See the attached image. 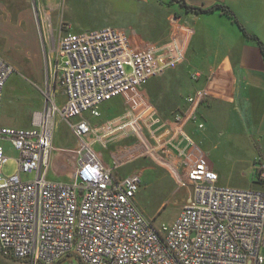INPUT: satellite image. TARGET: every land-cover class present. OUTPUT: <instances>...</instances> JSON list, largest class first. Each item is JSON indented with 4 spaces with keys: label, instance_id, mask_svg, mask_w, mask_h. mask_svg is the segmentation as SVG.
<instances>
[{
    "label": "built area",
    "instance_id": "1",
    "mask_svg": "<svg viewBox=\"0 0 264 264\" xmlns=\"http://www.w3.org/2000/svg\"><path fill=\"white\" fill-rule=\"evenodd\" d=\"M185 48L177 35L143 49L114 26L77 33L62 23L51 67L66 102L59 105L45 92L46 107L33 113L31 128L5 126L0 117V250L5 256L27 264L264 263V159L254 164L259 187L220 185L208 155L186 130L189 123L206 127L199 109L207 92L196 90L184 110L163 118L141 90L147 80L181 64ZM15 70L0 51V112ZM116 97L125 102L120 114L100 126L85 117L99 118L102 104ZM57 117L80 138L70 151L69 181L48 178ZM146 134L152 143L140 140ZM126 138L141 142L130 147L151 154L188 189L189 199L173 223L157 226L138 206L141 171L121 175L117 165L102 160L97 145L106 148ZM3 140L19 153L12 175L3 172L8 160Z\"/></svg>",
    "mask_w": 264,
    "mask_h": 264
},
{
    "label": "crops",
    "instance_id": "2",
    "mask_svg": "<svg viewBox=\"0 0 264 264\" xmlns=\"http://www.w3.org/2000/svg\"><path fill=\"white\" fill-rule=\"evenodd\" d=\"M101 1L116 6L121 4L145 6L152 12L153 17L167 22L165 42L174 35L185 40L184 61L144 82L143 92L150 96L157 112L163 118H170L176 112L184 110L188 105L187 96L198 89H204L207 92L199 112L207 111L209 114L216 115L218 114L214 109L216 106L226 107L235 127L231 139L226 140V146L232 148L237 155L232 167L239 168L244 175H248L252 180V187H259L260 185L255 183L254 164L257 159H264V0H185L189 5L203 9H211L216 5L227 6L234 13L237 21L220 9L200 14L185 12L178 3L171 0ZM33 2L34 4L20 7L15 17L18 23L25 26L23 37L25 43L33 48L34 63L40 69L46 68V82L53 87L55 82L51 65L54 62V50L58 46L61 25L65 23L71 28V24L67 22L65 14L55 15L61 8V0H33ZM14 6L10 3L2 7L9 10ZM153 11L165 12V17H157ZM174 17L175 20L170 21ZM58 22L59 30L57 31L56 23ZM26 26H28L27 32ZM106 26L111 25L103 23L95 27H87L82 32ZM45 35L50 42V49L45 43ZM43 49L44 55H42ZM196 72H201V76L197 79L193 77ZM55 87L58 88V86ZM55 87L53 91L50 89L47 91L55 95L57 103L58 98L61 97L62 102L58 104L63 105L66 102V96ZM6 90L5 86L4 95ZM85 117L91 121L88 114H85ZM204 129H198L193 123L186 126V130L196 143V138H199ZM221 144V142L217 143L213 148L218 149ZM56 147L58 148V145ZM199 147L204 151L201 146ZM102 149L97 147L98 152ZM72 159L73 156L68 151L58 149L52 156L51 168L53 166L56 175H70L74 168ZM102 160L107 165L115 166L108 158L103 157ZM212 165L220 181V172L214 163ZM50 172H48V178L58 180L54 177L50 178Z\"/></svg>",
    "mask_w": 264,
    "mask_h": 264
},
{
    "label": "rangeland",
    "instance_id": "3",
    "mask_svg": "<svg viewBox=\"0 0 264 264\" xmlns=\"http://www.w3.org/2000/svg\"><path fill=\"white\" fill-rule=\"evenodd\" d=\"M61 2V8L55 15L65 14V18L71 24L74 32L81 33L87 27H95L105 23L125 30L131 43L143 49L162 43L166 39L167 22L153 17L152 12L145 6L129 4L116 6L101 0H61ZM10 3L13 6L16 5L9 10L2 7L6 4L8 6ZM29 4H34L33 0L28 2L26 0H0V51L16 68L7 81V90L5 95L3 94L0 117L3 125L16 128H31L33 126V113L45 109V92L49 89L53 91L55 87L54 85L53 87L49 86L46 82V68L40 69L34 63L33 48L25 43L23 37L25 26L18 23L15 17L16 11L20 7ZM153 14L160 18L165 17V12L162 11H153ZM173 20L175 17L170 19L172 22ZM58 25L59 22L56 23L57 31L59 30ZM27 29L28 26H26V32ZM44 40L47 48L50 49V42L46 35ZM42 55H44V49ZM144 88L145 86L141 90L144 91ZM147 97L152 102L150 96ZM59 102H62L61 97L58 98ZM124 108L123 97H116L104 103L101 116L99 118L91 117V121L100 126L106 119L118 114ZM214 109L218 114H209L207 111L199 112L201 119L203 118V121L206 122V127L199 138H196V141L220 172V185L250 188L252 187V180L248 175H244L239 168L232 167L237 155L232 148L226 146V140L231 139V135L235 131L234 122H232V117L230 118L231 114L228 113L226 107L221 105ZM88 115L90 116V114ZM145 132L147 131L145 130ZM54 138L58 145L57 148L54 143V153L58 149H62L71 155L70 151L76 149L80 144V138L75 134L72 127L60 117H57L55 121ZM139 138L144 141H142L143 144L152 143L151 137H148L147 134L146 137ZM129 139L111 143L106 148L97 145L103 148L99 151L100 156L108 158L112 165H117L116 170L120 174L141 171L144 183L136 198L138 206L146 216L154 219L157 226L163 223H173L181 207L189 199L188 189L181 188L176 177L173 176L172 170L155 161L151 154L132 149L130 146L134 139H131L132 141ZM135 142L141 144L137 140ZM220 142L222 143L220 147L214 149L213 146ZM2 143L8 157L3 172L5 175L15 174L18 171L17 158L19 153L9 140H3ZM48 172L51 173L50 178L54 177L60 181L71 180V174L56 175L53 166ZM27 177L33 179L35 172ZM261 254L264 257V247L261 249ZM0 264L27 263L23 260L7 257L0 250Z\"/></svg>",
    "mask_w": 264,
    "mask_h": 264
},
{
    "label": "trees",
    "instance_id": "4",
    "mask_svg": "<svg viewBox=\"0 0 264 264\" xmlns=\"http://www.w3.org/2000/svg\"><path fill=\"white\" fill-rule=\"evenodd\" d=\"M171 2L178 3L182 7V9H184L185 12H193V13H196V14L204 13V12H207L209 10L211 11V10H214V9H220L224 13H226L229 16L233 17L235 19V21H237L235 16H234V13L227 6H224V5H216L215 7L211 8V9H203V8H200V7H195V6L189 5V4L186 3L185 0H171ZM242 30H244V29L242 28ZM255 183H257V182H255Z\"/></svg>",
    "mask_w": 264,
    "mask_h": 264
}]
</instances>
